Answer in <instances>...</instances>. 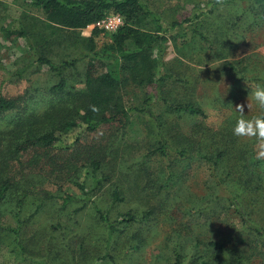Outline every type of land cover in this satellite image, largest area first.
<instances>
[{
    "label": "rangeland",
    "instance_id": "rangeland-1",
    "mask_svg": "<svg viewBox=\"0 0 264 264\" xmlns=\"http://www.w3.org/2000/svg\"><path fill=\"white\" fill-rule=\"evenodd\" d=\"M30 2L0 0V96L17 100L19 106L0 115V154L7 152L12 139L20 136L21 133L15 131L17 122L60 104V96L49 90L57 81L55 71L39 63V48L33 36L18 35L28 25L33 33L41 30L42 25L34 27L32 24L37 18L45 20L44 13ZM140 2L149 16L133 26L160 37L155 53L159 59L157 77L161 81L153 87L129 85L121 91L123 105L130 111L129 125L123 130L118 126L105 127L96 135L86 136L80 128L64 135L63 146L72 145L77 135H85L82 140L86 149L80 157H76L80 148L72 152L46 148L23 157V162L16 167H5V172L12 170L17 189L22 191V187H27L35 196L28 198L22 211L23 218L28 219L20 230L26 252L21 256L13 238L8 233H0V264H170L174 245L180 243L174 229L180 233L181 242L198 244L200 252H206L212 237L223 241L227 249L224 258L234 252L244 256V264H264V238L254 243L255 238L244 230L240 215L227 210L228 202L217 207L211 205L208 192L204 191L210 176L209 166L204 161L189 157L178 160L172 151L165 160L144 163L145 155L159 139L167 138L175 149L179 136H190L195 127L199 129L204 125L218 129L228 123L233 128V121L239 115L232 108L236 104L248 102L251 105L248 112L246 109L248 118L264 114V109L250 96L256 84L264 83V0ZM93 30L87 27L79 33L90 37ZM95 42L96 51L101 54L112 39L109 33L102 32L95 37ZM52 49H44V53H48L55 65L65 68L71 86L77 88L80 74L88 63L86 50L74 49L67 43ZM99 68L107 69L102 62ZM166 101L193 103L201 107L206 116L168 114ZM231 119L233 121H228ZM239 142L246 143L251 155L248 157L258 161L255 142L248 139H239ZM88 155H104V164L98 172V176L108 177L103 187L95 186L92 169L88 167L77 170L78 174L70 178L72 182L68 181L69 173L75 170L72 167ZM66 161H71L67 167L63 165ZM259 161L262 173L264 160ZM145 166L146 177L138 179L150 180L152 188L141 193L134 184L132 167L140 170ZM169 176L171 180L167 179ZM81 180L85 181V196L75 186V181ZM116 180L122 201L112 202ZM258 184L256 180L251 182L252 188ZM230 185L238 190L243 187L237 181H231ZM224 189L225 186L220 187V193L229 195ZM65 192L74 197L63 206L61 196ZM204 195L205 206H199L205 208L203 214L195 212L196 208L186 209L190 208L187 207L189 199ZM242 196L246 213L252 214L257 205L253 204L254 195L244 191ZM96 202L105 211L111 209V217L132 208L140 219L150 207L159 206L156 208L161 211L132 226L127 233L118 234L110 262L100 259L105 257L109 244L106 229L95 218ZM85 205V212L75 213ZM13 206V200H8L0 216L1 223L16 225L12 220ZM253 219L264 227V213L253 215ZM192 233L199 237H191ZM207 254L212 256L211 264L222 263L219 253L211 250ZM186 255L189 260L194 253L189 250Z\"/></svg>",
    "mask_w": 264,
    "mask_h": 264
},
{
    "label": "trees",
    "instance_id": "trees-1",
    "mask_svg": "<svg viewBox=\"0 0 264 264\" xmlns=\"http://www.w3.org/2000/svg\"><path fill=\"white\" fill-rule=\"evenodd\" d=\"M30 1L33 6L44 13L45 20L37 18L32 24L34 27L42 25L41 30L39 28L33 33V29H30L28 25V28L22 29L18 35L28 38H31L29 35L33 36L34 43L39 48V63L47 65L55 71L57 81L49 90L52 94L60 96V104L41 114H33L29 118L17 122L15 124L16 130H14L21 133L20 136L12 139L7 147V152L0 154V216L3 208L5 209L7 206L8 200H13L14 206L12 208L15 211L12 220L16 222V225H7L0 222V233H8L13 238V243L20 249L21 256L23 251L26 252V245L22 241L20 230L28 220L23 218L22 211L23 208L25 209L28 198L35 196V194L33 190L27 187H22V191L17 189L14 186L16 182L13 181L15 177L12 175V170L5 172V167H16L17 164L23 162V157L33 151L46 148H57L58 150L61 149L59 151L62 152H72L74 149L80 148V152H76V157H80L86 149L82 140L85 135H77L72 145L63 146L61 142L64 135L80 128L87 134L86 136L96 135L105 127L118 126L123 130L129 125L130 111L123 105L121 91L129 85L145 89L156 86L161 81V78L157 77L159 59L155 53V47L160 37L155 36L150 31L133 26L134 23H141L149 16L140 0ZM110 13L122 15L125 19V25L117 32L109 33L112 42L108 45V49H104L100 54L96 51L95 37L102 31L96 28L90 37H82L79 31L97 23ZM66 43L74 49L86 50L85 56H88L87 67L83 74H80L81 81L77 88L71 86L65 68L55 65L48 57V53H44V49L50 48L52 51V48L56 45ZM100 55L101 57L98 58ZM105 61L109 62L106 63ZM99 62L107 67L105 71H101ZM71 64L75 65L74 62ZM93 106L98 111H94ZM18 107L17 100L0 96V115H6ZM165 107L168 114L186 113L201 118L206 116L203 109L193 103H170L166 101ZM233 122L235 123V121ZM230 129L232 130V126L228 123L223 128L219 127L218 129H212L204 125H201L199 129L195 127L190 136H179L178 147L175 149L171 147L167 138L159 139L154 148L145 155L144 163L147 164L153 159L157 161L165 160L171 156L172 151L176 153V159L178 160L189 157L204 161L210 169L209 180H207L204 191L208 192L211 205L217 207L222 202H228L227 210H234L240 215L243 219L244 230L255 238L254 243L257 244L260 239L264 238V227L253 219V215L259 216L260 213H264V171L262 173L259 171L260 161L248 157L250 149H247L246 143L239 142V138L232 135ZM23 132L24 135H22ZM89 153L93 152L90 151ZM103 161L104 155L101 157H94L93 155L81 157L79 159L81 163L72 167L75 170L69 173L68 181L72 182L70 178L78 174L77 170L88 167L92 169L95 186L103 187L104 182L108 180L106 175L98 176V172L104 164ZM66 162L63 164H66L65 167L71 161ZM170 168L169 165L167 167L168 172ZM132 171L134 184L138 185L139 192L144 193V190L148 187L152 188L150 180L138 179L146 177V166L140 170L132 167ZM167 179L171 180V177L169 176ZM254 180L259 183L256 188L251 186V182ZM117 181V188H114L111 193L112 202L122 201L121 188ZM231 181H237L243 187L240 190L235 189L230 185ZM75 186L84 196L87 194L85 181H75ZM222 186L226 187L224 190H227L229 195L220 193L219 189L220 187L222 189ZM162 187L163 185L160 186L159 190ZM244 187L247 189H243ZM244 191H250L254 195L253 204L257 203L252 214L246 213L244 209V198L242 196ZM73 197V194L65 192L61 196L63 206L72 202ZM174 198L177 200V197ZM189 200L190 203L187 207L190 208L186 209L190 211L196 208L195 212L203 214L202 211L205 208L200 209L199 206H205V195ZM156 207L159 206L150 207L141 219L133 208L111 217V209L105 211L96 202L93 206L95 218L106 229V243L109 244L105 257L100 259H107L111 262L113 251L116 250L117 240L115 237L118 234L127 233L132 229V226L149 220L156 214L155 212L159 214L161 209ZM85 208L86 205L77 208L75 213H83ZM174 232L177 233L180 243L174 245L171 260L173 262L170 264H211L212 256L207 254L211 253V250L220 254L222 263L219 264H244V256L239 253L232 252L227 258H224L227 249H225L223 241L211 237L209 244L206 246V252H200L198 244L193 246L186 241L181 242L180 233L176 229L173 230ZM191 237L199 236L192 233ZM189 250H192L194 255L187 260L186 253Z\"/></svg>",
    "mask_w": 264,
    "mask_h": 264
},
{
    "label": "clouds",
    "instance_id": "clouds-1",
    "mask_svg": "<svg viewBox=\"0 0 264 264\" xmlns=\"http://www.w3.org/2000/svg\"><path fill=\"white\" fill-rule=\"evenodd\" d=\"M252 100L260 109H264V83H258L255 89L250 93ZM251 105L239 103L232 108L238 113V117L232 128V134L239 139H248L255 142V158L258 160H264V114L252 116L248 118L246 116ZM94 111H98L93 106Z\"/></svg>",
    "mask_w": 264,
    "mask_h": 264
},
{
    "label": "built area",
    "instance_id": "built-area-1",
    "mask_svg": "<svg viewBox=\"0 0 264 264\" xmlns=\"http://www.w3.org/2000/svg\"><path fill=\"white\" fill-rule=\"evenodd\" d=\"M124 25H125V19L122 15L118 13H110L107 16H105L103 19L98 21L97 23L92 24L88 27L94 29L97 28L105 33H115Z\"/></svg>",
    "mask_w": 264,
    "mask_h": 264
}]
</instances>
